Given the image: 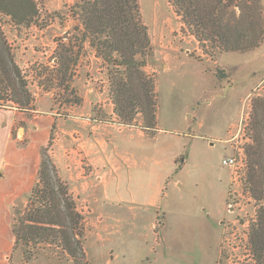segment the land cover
Listing matches in <instances>:
<instances>
[{
  "label": "rangeland",
  "instance_id": "rangeland-1",
  "mask_svg": "<svg viewBox=\"0 0 264 264\" xmlns=\"http://www.w3.org/2000/svg\"><path fill=\"white\" fill-rule=\"evenodd\" d=\"M76 1L31 0L27 26L0 13L17 82L31 100L29 110L19 109L13 100L25 97L1 84L0 108L16 111L9 131L17 147L28 144L31 128L19 111L39 124L53 118L42 146L82 216L81 264H247L260 204L249 189L250 161L264 169V10L258 45L225 52L199 42L170 0H138L151 47L145 72L157 91L152 130L142 126L141 103L131 122L118 114L107 68L81 40ZM254 12H245L240 28L258 22ZM60 44L72 59L66 73L56 64ZM8 121L0 113V148ZM227 155L236 156L235 167L222 163ZM21 193L6 201L9 216ZM7 264L75 262L58 240L30 238Z\"/></svg>",
  "mask_w": 264,
  "mask_h": 264
},
{
  "label": "trees",
  "instance_id": "trees-1",
  "mask_svg": "<svg viewBox=\"0 0 264 264\" xmlns=\"http://www.w3.org/2000/svg\"><path fill=\"white\" fill-rule=\"evenodd\" d=\"M0 0V13L11 16L14 23L28 25L35 12L31 0ZM25 1V2H24ZM177 14L199 42H216L220 51L244 52L258 45L263 33L259 20L264 10L263 0H170ZM254 6V7H253ZM15 8V9H14ZM83 32L107 68L110 92L118 114L127 122L133 120V108L141 103L142 126L155 130L157 123V91L155 77L145 72L150 53L148 29L142 20L138 0H77L73 5ZM255 8L256 24L240 28V19L247 10ZM19 9V10H17ZM17 11L19 13H17ZM7 39L0 22V85L5 84L15 95L25 100H13L19 109L29 110L30 93L17 82L18 67L9 54ZM56 64L60 72H67L71 55L60 44ZM141 101V102H139ZM137 103V104H136ZM262 153V152H261ZM263 157V156H261ZM250 193L258 201L256 219L248 235L247 264H264V169L257 161L249 165ZM12 212V250L28 239L58 240L62 248L81 264L84 252L80 240L82 216L77 211L68 184L59 176L46 146L40 148L37 176L23 206L14 204Z\"/></svg>",
  "mask_w": 264,
  "mask_h": 264
},
{
  "label": "crops",
  "instance_id": "crops-1",
  "mask_svg": "<svg viewBox=\"0 0 264 264\" xmlns=\"http://www.w3.org/2000/svg\"><path fill=\"white\" fill-rule=\"evenodd\" d=\"M0 113L9 114V121L5 123L4 127L3 144L0 148V264H7L9 252L12 250L14 242L11 209L19 201L25 202L35 182L27 191L21 193L24 188L23 185H27L31 174L36 171L37 175L40 148L49 134V127L53 122V118L41 121V124H39L34 115L29 117L27 113L19 111L20 114L24 115L21 119L30 121L31 128L24 131V135L29 140L28 144L24 147H17L14 140L11 139L9 131L13 124V113H16V111L10 108H0ZM18 193H21V195L15 197L14 203L10 207L9 216L4 212L5 203L9 199H13V196ZM106 193L109 194L108 191Z\"/></svg>",
  "mask_w": 264,
  "mask_h": 264
},
{
  "label": "built area",
  "instance_id": "built-area-1",
  "mask_svg": "<svg viewBox=\"0 0 264 264\" xmlns=\"http://www.w3.org/2000/svg\"><path fill=\"white\" fill-rule=\"evenodd\" d=\"M222 163L227 166L235 167L238 164L237 158L234 155H227L222 159Z\"/></svg>",
  "mask_w": 264,
  "mask_h": 264
}]
</instances>
